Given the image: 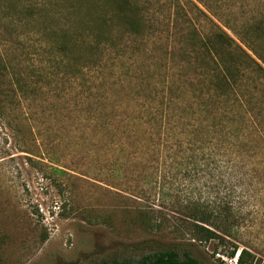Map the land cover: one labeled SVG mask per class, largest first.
Returning <instances> with one entry per match:
<instances>
[{
  "label": "trees",
  "instance_id": "1",
  "mask_svg": "<svg viewBox=\"0 0 264 264\" xmlns=\"http://www.w3.org/2000/svg\"><path fill=\"white\" fill-rule=\"evenodd\" d=\"M188 1L209 30L182 16L153 18V0H0L7 31L12 34L16 29L10 27L21 24L27 34L38 35L45 60L40 68L23 66L0 53L1 102L17 93L29 98L40 90L56 92L51 86L61 70L72 79L95 77L85 102L92 145L101 144L109 162L120 156L134 162L140 175L169 170L208 177L216 183L208 187L214 199L198 197L182 205L189 238L203 244L215 240L213 255H237L236 264H253L256 256L236 242L234 228L244 219V192L264 176V22L238 29L216 21L209 4ZM170 28L176 29L172 40L166 34ZM155 41L161 43L162 78L152 80L155 72L148 68L134 69L127 78L122 56L134 58L139 45ZM114 71L123 76L109 79L106 74ZM79 101L77 109L84 103ZM44 155L55 161L47 151ZM141 219L149 224L147 214ZM97 264L205 263L181 243H171L157 244L135 261Z\"/></svg>",
  "mask_w": 264,
  "mask_h": 264
},
{
  "label": "rangeland",
  "instance_id": "2",
  "mask_svg": "<svg viewBox=\"0 0 264 264\" xmlns=\"http://www.w3.org/2000/svg\"><path fill=\"white\" fill-rule=\"evenodd\" d=\"M153 1V18L182 16L199 29L209 30V24L198 21L202 15L190 1ZM201 2L210 5L216 21L238 29L264 22V0ZM177 3L180 7L174 9L172 5ZM0 20V53L16 57L23 66L40 68L45 60L39 36L27 34L21 24L12 25L10 31L16 30L10 34L4 19ZM175 30L166 33L171 40ZM160 45L159 41L139 45L134 58L129 53L122 56L121 68L129 71L126 77L134 69L146 73L148 68L155 72L152 80L158 82L163 72L158 69ZM106 75L111 80L123 76L117 71ZM94 78L72 79L61 70L51 86L54 93L40 90L29 98L17 93L2 102L0 97V264H97L113 258L135 261L149 248L171 243H181L205 264H235L237 255L212 254L215 240L203 244L190 239L181 212L190 199L213 200L215 192L208 187L216 183H210L208 177H183L169 170L156 176L140 175L134 162L122 156L109 162L103 146L92 145L85 102L94 92L87 89ZM79 98L84 103L77 109ZM67 106L70 112L64 110ZM45 151L55 161L45 157ZM260 176L254 179L258 185L244 192V219L234 228L236 242L256 256L253 264H264V176ZM145 214L149 224L141 219Z\"/></svg>",
  "mask_w": 264,
  "mask_h": 264
},
{
  "label": "built area",
  "instance_id": "3",
  "mask_svg": "<svg viewBox=\"0 0 264 264\" xmlns=\"http://www.w3.org/2000/svg\"><path fill=\"white\" fill-rule=\"evenodd\" d=\"M234 263L236 264V258L234 259Z\"/></svg>",
  "mask_w": 264,
  "mask_h": 264
}]
</instances>
